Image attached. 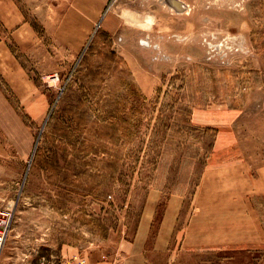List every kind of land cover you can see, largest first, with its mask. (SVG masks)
I'll use <instances>...</instances> for the list:
<instances>
[{"label": "rangeland", "instance_id": "374dc122", "mask_svg": "<svg viewBox=\"0 0 264 264\" xmlns=\"http://www.w3.org/2000/svg\"><path fill=\"white\" fill-rule=\"evenodd\" d=\"M238 149L264 159V0H0V264H264L183 245L205 167Z\"/></svg>", "mask_w": 264, "mask_h": 264}, {"label": "crops", "instance_id": "0c3cea01", "mask_svg": "<svg viewBox=\"0 0 264 264\" xmlns=\"http://www.w3.org/2000/svg\"><path fill=\"white\" fill-rule=\"evenodd\" d=\"M203 116L204 113L199 112L193 115V119L197 120V124L205 126ZM231 146L235 151V146ZM224 148V144H221L215 150L223 152ZM240 151L238 149L237 155L230 156L228 160L217 159L205 167L196 190V207L184 229L185 248L225 250L251 249L264 245V159L252 162L242 156ZM225 175H229L228 178H221ZM210 187L213 188L211 192L208 190ZM156 194H149L146 200L136 235L139 248L143 247L156 213L160 200ZM206 201L209 202L207 205ZM179 209L172 206V200L168 202L163 224L158 230L159 248L164 246L162 241L167 236L170 240L176 230ZM174 216L177 218L173 227L171 220Z\"/></svg>", "mask_w": 264, "mask_h": 264}, {"label": "built area", "instance_id": "2783aa9c", "mask_svg": "<svg viewBox=\"0 0 264 264\" xmlns=\"http://www.w3.org/2000/svg\"><path fill=\"white\" fill-rule=\"evenodd\" d=\"M11 223V213L0 209V250L5 242ZM56 264H107L104 262L95 263L86 255H74L60 259Z\"/></svg>", "mask_w": 264, "mask_h": 264}, {"label": "bare ground", "instance_id": "6f19581e", "mask_svg": "<svg viewBox=\"0 0 264 264\" xmlns=\"http://www.w3.org/2000/svg\"><path fill=\"white\" fill-rule=\"evenodd\" d=\"M126 15V14H125Z\"/></svg>", "mask_w": 264, "mask_h": 264}]
</instances>
